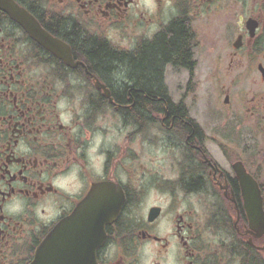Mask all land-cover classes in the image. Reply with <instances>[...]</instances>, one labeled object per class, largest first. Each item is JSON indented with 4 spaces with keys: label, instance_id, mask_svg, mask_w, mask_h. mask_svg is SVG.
Segmentation results:
<instances>
[{
    "label": "flooded vegetation",
    "instance_id": "flooded-vegetation-1",
    "mask_svg": "<svg viewBox=\"0 0 264 264\" xmlns=\"http://www.w3.org/2000/svg\"><path fill=\"white\" fill-rule=\"evenodd\" d=\"M179 25L148 101L130 62ZM212 59L229 80L210 104L195 81ZM237 166L264 206V0H0V264H31L95 187L61 264H264Z\"/></svg>",
    "mask_w": 264,
    "mask_h": 264
},
{
    "label": "water",
    "instance_id": "water-1",
    "mask_svg": "<svg viewBox=\"0 0 264 264\" xmlns=\"http://www.w3.org/2000/svg\"><path fill=\"white\" fill-rule=\"evenodd\" d=\"M8 11L11 12V15L14 17H22V19L24 18L21 12L18 9L16 10L14 7L9 9ZM31 27H34V37L37 41H39L43 45H46V47L50 48L58 56L64 58L71 64L69 55H67L68 57H66L65 54L62 55L56 51V48L59 45V41L47 32L45 34L37 20H34ZM243 169L244 170L241 171L240 167L237 166V172L242 181V193L245 200V209L250 218L252 226L257 225L264 228V206L261 191L258 187L257 182L245 170V168ZM100 192L101 190H98L96 187L93 188L89 196L84 200L83 203L79 205L74 213L52 230L48 238L38 249L35 259L31 264H61L65 256H70L68 255L67 251H64L65 246L63 243H65L66 239L63 236V233L66 230L65 226H75L78 222V217L86 214L85 212L89 211L90 213V211H94L96 208L102 207L101 204H98L95 201ZM84 224H88L90 226L94 225L93 222H84ZM64 252L67 253L65 254Z\"/></svg>",
    "mask_w": 264,
    "mask_h": 264
},
{
    "label": "trees",
    "instance_id": "trees-1",
    "mask_svg": "<svg viewBox=\"0 0 264 264\" xmlns=\"http://www.w3.org/2000/svg\"><path fill=\"white\" fill-rule=\"evenodd\" d=\"M176 34L173 37L168 38V42L162 45L152 44L144 51H140L134 55L130 62L129 71L131 77L140 81L141 86L145 89L144 92L147 96V100L154 99V89L158 86L161 77V69L163 65V57L167 58L171 54H184L185 49V26L179 25ZM94 52L95 58H99L105 62L106 65H110L111 61H108L107 54L104 50L98 49Z\"/></svg>",
    "mask_w": 264,
    "mask_h": 264
},
{
    "label": "rangeland",
    "instance_id": "rangeland-1",
    "mask_svg": "<svg viewBox=\"0 0 264 264\" xmlns=\"http://www.w3.org/2000/svg\"><path fill=\"white\" fill-rule=\"evenodd\" d=\"M210 38V36H209ZM206 50H208L206 48ZM228 62H217L212 60H204L199 65L198 75L196 76V87L200 84V89L197 96L199 98H205L210 104L213 103V97L216 95L218 84L221 81L228 82L229 79H226L225 72L227 71ZM171 87L174 89L176 87V82L174 78L170 80ZM174 92V91H173ZM178 93V92H175ZM197 93V91H196ZM196 95V94H195ZM196 111L199 112L201 109H204L203 105H195ZM209 109L205 111L208 112ZM217 124L212 119L209 123V131L212 133V129ZM212 135H215L212 133Z\"/></svg>",
    "mask_w": 264,
    "mask_h": 264
}]
</instances>
